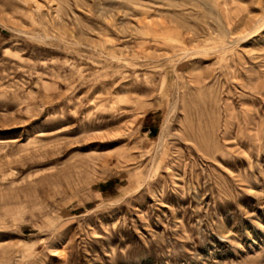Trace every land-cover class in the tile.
<instances>
[{
	"label": "rangeland",
	"instance_id": "obj_1",
	"mask_svg": "<svg viewBox=\"0 0 264 264\" xmlns=\"http://www.w3.org/2000/svg\"><path fill=\"white\" fill-rule=\"evenodd\" d=\"M0 264H264V0H0Z\"/></svg>",
	"mask_w": 264,
	"mask_h": 264
}]
</instances>
